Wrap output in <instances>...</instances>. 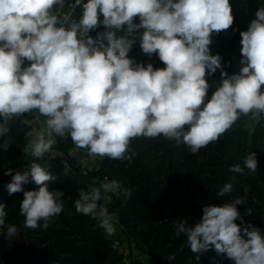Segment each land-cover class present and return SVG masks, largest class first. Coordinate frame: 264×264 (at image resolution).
Listing matches in <instances>:
<instances>
[{
  "label": "clouds",
  "instance_id": "9594fccd",
  "mask_svg": "<svg viewBox=\"0 0 264 264\" xmlns=\"http://www.w3.org/2000/svg\"><path fill=\"white\" fill-rule=\"evenodd\" d=\"M65 2L0 0V136L26 113L46 118L38 132L26 133L32 139L24 153L43 158L57 137H70L89 156L131 161L132 139L163 136L196 154L217 142L241 116L253 120L264 116V6L240 32L242 67L229 75L221 56L211 55L209 49L212 34L234 23L229 0H74L67 6L69 15L61 16ZM81 6L79 19H70ZM136 17L139 24L134 23ZM101 26L104 30L95 38L88 35ZM140 28L145 29L142 51L157 54L166 67L144 66L128 57ZM25 60L30 66L22 67ZM206 69L209 75L221 70L220 85L207 102ZM257 163L256 153L251 152L244 156L243 167L238 163L229 171L255 173ZM13 171L4 173L12 177L5 186L9 195L23 191L22 185L30 180L38 186L24 192L20 204L24 227L36 229L43 220L47 229L50 218L64 207L60 199L64 193L50 191L46 183L56 177L36 162L14 175ZM232 188L225 184L217 196ZM120 189L116 180L105 177L99 187L80 190L75 210L97 220L111 237L116 231L113 217L100 201L102 193ZM123 193L131 196L128 190ZM240 204L243 200L238 198L223 206L205 205L194 226L183 220L175 225L176 235H186L193 253L202 255L214 248L235 264H264V236L252 224L241 226ZM5 208L0 203V227L7 216ZM244 215H252L251 209ZM17 231L10 225L7 237Z\"/></svg>",
  "mask_w": 264,
  "mask_h": 264
},
{
  "label": "trees",
  "instance_id": "16d2710c",
  "mask_svg": "<svg viewBox=\"0 0 264 264\" xmlns=\"http://www.w3.org/2000/svg\"><path fill=\"white\" fill-rule=\"evenodd\" d=\"M86 2L82 0V3ZM250 3L253 20L256 11L264 5L253 0ZM81 13L82 6L76 7L72 19H79ZM134 23H140L139 17L134 18ZM248 27L243 21L238 24L235 36H228L224 31L214 32L211 36L210 54L221 56L222 68L229 75L238 74L242 67L238 44L240 32ZM103 30L101 26L88 35L95 38L97 32ZM144 31L140 28L135 33L136 42L128 57L144 66L151 63L154 68L166 67L157 54L142 51L140 39ZM122 34L117 32L118 36ZM22 67H26L25 62ZM205 79L209 84L207 102L220 85L221 70L209 75L206 69ZM29 114L20 117L10 125L6 135L0 136V203L6 205L7 213L5 223L0 227V264H120L122 254L114 245L118 232L108 237L97 220L76 212L74 205L81 189L87 191L99 187L104 176L116 180L121 189L112 197L102 193L100 203L108 208L110 215L119 218L129 237L153 264H235L226 254L217 255L214 248L202 255L193 253L186 235H176L175 225L183 220L187 226H194L201 220L205 205L223 206L242 199L243 204L237 205L244 217L241 226L252 224L264 236V116L259 121L241 116L217 142L196 154L191 153L189 147L178 146L174 140H166L163 136H139L129 145L128 154L134 153L131 161L98 156L99 166L85 173L79 162L63 167L32 159L30 154L23 152L29 141L26 133L32 129L27 120ZM23 120L28 123H22ZM251 122L254 124L249 130L247 126ZM5 144L6 149L2 147ZM53 146L78 149L70 137H57ZM251 152L257 156L255 173L247 169L243 174L229 171L238 163L243 167L244 156ZM33 162L44 165L45 170L56 177L46 182L49 190L64 193L60 198L63 211L50 218L47 229L42 227L43 220L36 229L25 228V217L20 213L24 192L37 189V185L30 180L22 185L23 191L12 195L5 187L12 179L4 174L9 168L14 170V175L16 171L26 170ZM227 183L233 185L232 191L218 197L217 193ZM123 190L130 191L131 196L125 195ZM247 209H251L252 215H244ZM235 222L241 224L239 219ZM10 225H15L18 231L9 239L7 229ZM169 255H174L175 259L169 261Z\"/></svg>",
  "mask_w": 264,
  "mask_h": 264
},
{
  "label": "built area",
  "instance_id": "2783aa9c",
  "mask_svg": "<svg viewBox=\"0 0 264 264\" xmlns=\"http://www.w3.org/2000/svg\"><path fill=\"white\" fill-rule=\"evenodd\" d=\"M74 3V0H66L65 2V8L59 10V14L61 16H67L69 15L70 10L67 8L68 4ZM239 7H240V13L243 18V21L247 23L249 26L250 22L252 21V7L250 0H239ZM75 11V9H74ZM74 11L71 13L70 19H72V15ZM59 26V25H58ZM67 24L65 25V27ZM25 66H30V62L25 60ZM262 117H260L259 120H261ZM19 119V118H18ZM18 119L13 120L11 124L15 123ZM253 120V119H252ZM257 120V121H259ZM256 121V120H255ZM31 131L38 132L39 129L33 128ZM32 139V137H29V141ZM28 141V142H29ZM32 159L35 160H42L44 162L50 163L52 165H58L63 167H70L73 163H77L78 161V154L76 150L73 149H61L58 147H54L51 149L49 153H46L43 158H34L31 156ZM92 168L91 167H84L83 171L85 173H88ZM105 177L108 178V181H112L108 176H104L102 178V183L105 182ZM117 193H107L109 197H112L113 195H116ZM113 217V224L115 226L116 231L118 232L119 236L116 237L114 240V245L116 248H118L122 254V259L120 264H144L146 261V255L140 247L136 244L135 241H133L129 235L127 234V230L124 227V225L121 223L119 218L112 214Z\"/></svg>",
  "mask_w": 264,
  "mask_h": 264
},
{
  "label": "crops",
  "instance_id": "0c3cea01",
  "mask_svg": "<svg viewBox=\"0 0 264 264\" xmlns=\"http://www.w3.org/2000/svg\"><path fill=\"white\" fill-rule=\"evenodd\" d=\"M256 4L264 5V0H253ZM231 7H232V15L234 16V23L233 25L225 30V34L228 36H235L238 32V24L240 22H243V18L240 13V7H239V0H229ZM241 41V40H240ZM241 42H239L240 44ZM242 48V47H241ZM45 117L40 116L37 112H31L28 116V121L32 124L33 128H37L40 130V128L44 125ZM77 151L79 163L85 167L89 166L91 168H94V165L100 164V159L98 156H89L88 151H84L82 149H73Z\"/></svg>",
  "mask_w": 264,
  "mask_h": 264
},
{
  "label": "rangeland",
  "instance_id": "374dc122",
  "mask_svg": "<svg viewBox=\"0 0 264 264\" xmlns=\"http://www.w3.org/2000/svg\"><path fill=\"white\" fill-rule=\"evenodd\" d=\"M263 1V0H262ZM241 47H242V45H241V43L240 44H238V49L239 50H241ZM253 122H251L247 127H248V129L249 130H252V128H253ZM78 161H79V159H78ZM44 165H42V167H43ZM90 166V165H89ZM95 167H97V166H99V165H94ZM88 167V166H87ZM92 167V166H91ZM144 264H153V262H152V259L149 257V256H147L146 257V261L144 262Z\"/></svg>",
  "mask_w": 264,
  "mask_h": 264
}]
</instances>
